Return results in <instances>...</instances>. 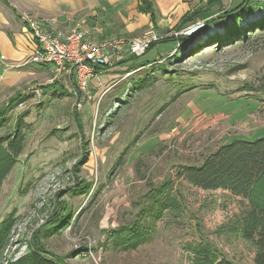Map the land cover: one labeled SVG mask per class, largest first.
<instances>
[{
	"label": "rangeland",
	"instance_id": "374dc122",
	"mask_svg": "<svg viewBox=\"0 0 264 264\" xmlns=\"http://www.w3.org/2000/svg\"><path fill=\"white\" fill-rule=\"evenodd\" d=\"M221 1L230 11L244 0ZM213 8L191 0L183 10ZM0 20L17 44V58L0 60V115L7 116L0 138L21 117L26 126L24 152L0 190V224L11 215L16 220L0 264L20 262L37 248L65 264H192L189 248L198 244L235 264H255V246L237 229L247 202L195 189L178 172L235 139L264 136V92L248 91L264 85L263 32L217 47L208 42L224 36V27L201 26L187 35L195 38L186 48L159 43L98 71L76 97L65 76L51 86L49 70L27 64L26 26L2 0ZM262 20L264 0H254L240 26ZM174 26L148 27L132 40L183 37ZM167 183L179 210L148 223L150 240L137 249L117 247L113 234L140 223L150 193Z\"/></svg>",
	"mask_w": 264,
	"mask_h": 264
},
{
	"label": "trees",
	"instance_id": "16d2710c",
	"mask_svg": "<svg viewBox=\"0 0 264 264\" xmlns=\"http://www.w3.org/2000/svg\"><path fill=\"white\" fill-rule=\"evenodd\" d=\"M11 8L8 0H2ZM146 11H152V5L148 0H142ZM212 7H219L217 11L208 10L186 14L180 20L176 28L179 32L199 19H207L205 28L220 24L225 29L224 36H215L210 42L215 46H221L232 41L249 42L259 32L264 34V20L249 24L247 27L240 26L243 13H247L254 0H244L243 3L230 11H224L221 0H206ZM12 11L15 10L12 8ZM201 17V18H200ZM232 24H228L231 18ZM258 32L254 35L255 32ZM193 35L183 37H171L152 44L176 41L179 47L186 48L194 39ZM146 53V54H147ZM132 59H138L132 57ZM122 64V63H120ZM100 68H96V73ZM54 85V84H53ZM51 85V86H53ZM251 92H264V85L256 88L249 87ZM6 115H0V126L6 121ZM25 117V116H24ZM15 125L13 133L0 138V190L7 177L14 170L19 157L25 149L26 128L21 117ZM178 177L195 189L204 191H227L236 198L247 202L245 209L237 221V229L241 237L256 248L255 264H264V136L254 140L235 139L219 147L214 153L208 155L200 165L182 167ZM147 210L142 211L146 216L141 222L133 227H126L113 234V243L125 250H135L150 240L148 223L154 224L163 219L166 211L179 210V201L174 195V189L169 183L155 189L148 196ZM16 224L14 215H11L0 224V262L4 252L10 245L11 233ZM192 253V264H235L227 258L218 255L211 247L205 244L193 245L189 248ZM82 252L79 253V255ZM4 260H7L4 258ZM6 264H65L59 259L45 256L38 248L32 250L20 262L7 260Z\"/></svg>",
	"mask_w": 264,
	"mask_h": 264
},
{
	"label": "crops",
	"instance_id": "0c3cea01",
	"mask_svg": "<svg viewBox=\"0 0 264 264\" xmlns=\"http://www.w3.org/2000/svg\"><path fill=\"white\" fill-rule=\"evenodd\" d=\"M189 1L191 0H148L152 5L150 12L145 10L142 0H13V7L10 6L23 20V27L26 26L27 19L47 20L52 29L70 32L77 24L86 22L94 34V39L104 41L112 38L132 40L134 36L144 34L148 27L160 31L167 28V24H174L173 29H176L183 16L189 12L183 10ZM172 15L174 19L171 18ZM1 21L0 49L7 48L9 56L5 55L6 53L1 54L0 60L4 57L14 60L17 58L14 50L17 44L12 40L10 32L5 31L6 25ZM24 34L22 44L27 40L30 45L29 35L25 33V29ZM30 52L29 49V54ZM2 65L3 63L0 66ZM41 68L51 72L49 67ZM63 82L71 85L75 95L77 86L73 78L65 76ZM55 91L65 93L60 86Z\"/></svg>",
	"mask_w": 264,
	"mask_h": 264
},
{
	"label": "built area",
	"instance_id": "2783aa9c",
	"mask_svg": "<svg viewBox=\"0 0 264 264\" xmlns=\"http://www.w3.org/2000/svg\"><path fill=\"white\" fill-rule=\"evenodd\" d=\"M25 25L31 47L27 64L49 67L52 85L63 76L72 77L77 86L76 97L87 92L96 68H114L127 56L140 58L158 42L156 38L97 41L86 22L77 24L70 32L52 29L47 20L27 19Z\"/></svg>",
	"mask_w": 264,
	"mask_h": 264
},
{
	"label": "water",
	"instance_id": "95a60500",
	"mask_svg": "<svg viewBox=\"0 0 264 264\" xmlns=\"http://www.w3.org/2000/svg\"><path fill=\"white\" fill-rule=\"evenodd\" d=\"M192 25V26H191ZM190 26H187V28L183 29L182 32H184L183 36H187L190 35L191 32H195L196 30H198L201 26H205V23L202 22V20L200 21V19L198 20V22L191 24Z\"/></svg>",
	"mask_w": 264,
	"mask_h": 264
}]
</instances>
